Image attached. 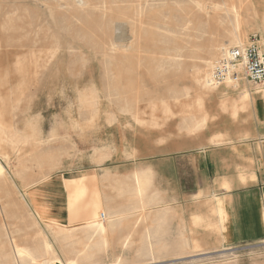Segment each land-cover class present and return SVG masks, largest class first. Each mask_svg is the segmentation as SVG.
<instances>
[{"label": "rangeland", "instance_id": "rangeland-1", "mask_svg": "<svg viewBox=\"0 0 264 264\" xmlns=\"http://www.w3.org/2000/svg\"><path fill=\"white\" fill-rule=\"evenodd\" d=\"M192 1L0 0V166L15 186H0L1 255L7 250L5 236L39 244L34 220L42 222L41 232H47L44 214L34 217L30 205L32 197L45 200L46 185L76 179L86 195L85 184L94 186L109 174V187L101 193L115 207L124 203L117 197V189L130 184L133 173L147 169L162 202L147 210L172 209L161 224L164 232L156 237L151 228L159 223L148 219L145 242L149 235L151 243L161 241L175 247L181 235L189 236L192 196L210 179L204 176L205 166L195 154L228 137L227 122L220 114L227 99L221 97L236 90L202 91L196 87L193 73L211 43L226 42L234 30L233 16L224 12L225 7H236L244 45L251 35L264 36L260 0H203L212 4L209 8L217 6L207 10L208 15L192 8ZM115 24L119 30L114 29ZM116 45L134 49L128 53L117 50ZM197 98H202L207 115L201 129L193 121L201 111L195 105ZM235 103L244 109L240 99ZM18 191L27 198V207L16 202ZM29 192H33L31 197ZM95 192L99 190L88 194V221L95 219L97 205L105 204L103 198L92 196ZM130 230L128 226L111 237L109 246L97 253V263L112 264L118 256L122 264L237 260L248 264V259L259 257L199 258V252L152 261L136 255L140 235ZM76 233L70 241L84 240L85 233ZM129 233L135 243L123 249L121 243ZM46 235L64 264L79 259L80 246H69L51 232ZM193 256L198 258L192 260Z\"/></svg>", "mask_w": 264, "mask_h": 264}, {"label": "crops", "instance_id": "crops-1", "mask_svg": "<svg viewBox=\"0 0 264 264\" xmlns=\"http://www.w3.org/2000/svg\"><path fill=\"white\" fill-rule=\"evenodd\" d=\"M244 94L247 101L240 100L242 110L235 102ZM224 96L228 102L226 111L222 108L220 114L227 122L228 137L195 154L205 166L204 176L210 179L192 196V219L199 218L195 223L192 220V244L202 250L199 258L232 255L248 259L256 255L259 257L248 259V264H264V87L243 82L221 98ZM85 186L86 195L74 200L80 185H46L45 200L35 196L30 205L39 215L42 205L47 208L45 222L82 224L91 213L88 194L101 191L96 184ZM58 192L59 196L55 195ZM197 258L193 256L192 260ZM242 262L237 260L235 264Z\"/></svg>", "mask_w": 264, "mask_h": 264}, {"label": "bare ground", "instance_id": "bare-ground-1", "mask_svg": "<svg viewBox=\"0 0 264 264\" xmlns=\"http://www.w3.org/2000/svg\"><path fill=\"white\" fill-rule=\"evenodd\" d=\"M260 1L264 7V0H260ZM209 5H212V4H207L206 1H203V0H193L192 1V8L201 10L206 15L209 14L207 10L214 11L215 8L217 7V6L216 7L214 6V7L209 8ZM223 10L226 14L233 16L234 30L228 34V36L226 37V42L223 41L224 43H222V42L214 41L213 43H211V45L208 47L206 51L205 56L203 58H199V61H201V65L196 67L195 72L193 73L194 74L193 80L195 82L196 87L205 92L206 91L213 92V90H217L218 88L217 86H214L211 82V73H212V68H213L215 61L219 57L224 55V52L226 51V49L234 47V46L238 47V46L244 45V41H243L244 36L239 32L240 29L238 31V27L240 25L239 23L240 17H238L237 15L236 7L231 5L230 7L229 6L225 7V9ZM260 23H261V27L264 33V13L262 17L260 18ZM118 26L119 25L115 24L114 29L119 30ZM131 26L132 28L135 27V21L131 23ZM116 41H122L121 37H116ZM115 47L119 51L125 49V51L127 50L128 53H130L132 49H134L131 46L124 47V46L116 45ZM35 66H39V64H35ZM235 88L237 89L238 86ZM240 100L242 102H246L247 95L246 94L242 95L240 97ZM223 102L224 101H222V103ZM195 105L201 111H200V116L196 118L195 120H193L194 126L196 129H201L207 121V115L202 110V98H197L195 100ZM137 122H139L138 119H137ZM110 178H111L110 175L106 174L97 180L96 186L97 188L99 187L98 189H101V191L93 193L92 196L99 200H102L103 198L105 201V204H104V207H103V204L97 205L99 207H97L96 211L94 212L95 219L88 221L87 223H84V224L82 223L79 225H69V226H61L56 223L51 224V223L44 222L45 224L44 228L47 230V232H51L56 237H60L61 242H69L67 243L69 246H72V245L80 246L81 249L77 251L78 253L77 255H79L78 257L79 259H77L78 264H100V263H97L98 260H96L97 253L100 250L107 248L109 246V242H110L109 239L113 237L119 230H122L128 226L131 228L130 231L132 232V234H135L138 232L140 235L141 242L139 244L141 246L140 248H138L136 252V255L139 257H145L152 261H158L167 256L179 257V259H181L183 255H190V254L202 252V250L199 248V245H197L195 242H193L192 244V220H194V223L197 220H199V218H196V217H194L193 219L191 218V221L188 227L189 236L184 237L183 235H181L182 239L179 237L181 241H179L178 244L175 243L176 244L175 247L174 245H171L170 247L161 241H157L156 243H151V241L149 240V235L147 236L148 240L145 242L146 239H145V236H143V234H145L147 231L145 228L147 226L146 223L148 219L151 218L150 219L151 222L156 221L159 223V225H157L156 227L151 228L152 229L151 231L153 232L152 233L153 236L156 237L157 235L164 232V228L162 227L161 224L166 219L167 215L171 212V209H172V208L170 209L167 206H163L159 208L158 211L147 210L148 207L150 206H157L162 203L159 200L158 192L152 188L153 187L152 186L153 185V174L151 173L150 170L147 169V170L133 173V175L130 178L131 183L128 185L126 184V186L124 185L125 187L117 189V197L124 199L123 201L124 203L118 204V206L116 205L115 207L112 206L109 201H107L108 195L106 193H101V192H104L103 190L109 187L107 183L110 182ZM70 181L71 182H66V183H76L81 186L80 192L74 193V200L79 198L81 195H84L82 192L83 191L82 182L77 181L76 179H70ZM1 184L11 185V187L13 188L15 187L14 185L12 186L9 176L4 171L2 166H0V186ZM33 186H36V184L28 187L27 189ZM27 189L24 193H27L28 191ZM15 193L20 195L19 198L16 197L17 198L16 202L20 203L21 206L23 205L24 207H27V201H26L27 198L25 199V195L23 194V192L20 193L18 191ZM31 194L29 192L28 196L31 197ZM15 207L17 206L15 205ZM29 209L30 208H28V210ZM40 211L42 212L40 213V215L37 212L34 214L32 213V214L34 215V217L39 218L41 215L45 214V212L47 211V208H44V206L42 205L40 208ZM1 213L3 214V212H1V206H0V214ZM30 216L33 218L31 214ZM40 224H42V222L38 220L37 221L34 220V226L38 228V233L35 235V239L38 240L39 244L34 245L31 242L33 245H29L26 241L21 242L13 236H8V237L5 236V238L8 240V242L6 241V243L4 241V244H7V246L5 245L7 247L6 248L7 250L4 249L6 252L2 255L0 254V264H64V260L61 259L59 256H57L58 254H56L57 252H55L52 243L48 240L47 235H46L47 232L44 233L39 230L41 229ZM1 229H3L2 224H1ZM76 231L85 233L84 240H79L77 242L70 241L71 239L76 237L77 235ZM130 233L124 236L123 238V241L121 243V247L123 249L131 248L135 243L131 240L132 236L130 237ZM0 247L2 248L3 246H0ZM1 248L0 250L2 251L3 248L2 249ZM81 261L83 263H80ZM122 262H123V259L118 256L112 260V264H122ZM75 263H72V264H75ZM223 264H235V262L226 261V263L224 262Z\"/></svg>", "mask_w": 264, "mask_h": 264}, {"label": "built area", "instance_id": "built-area-1", "mask_svg": "<svg viewBox=\"0 0 264 264\" xmlns=\"http://www.w3.org/2000/svg\"><path fill=\"white\" fill-rule=\"evenodd\" d=\"M211 82L228 89L243 82L264 86V36L251 35L245 45L226 49L213 65Z\"/></svg>", "mask_w": 264, "mask_h": 264}]
</instances>
